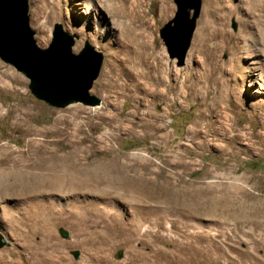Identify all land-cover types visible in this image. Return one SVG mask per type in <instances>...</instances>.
Instances as JSON below:
<instances>
[{
  "label": "rangeland",
  "instance_id": "374dc122",
  "mask_svg": "<svg viewBox=\"0 0 264 264\" xmlns=\"http://www.w3.org/2000/svg\"><path fill=\"white\" fill-rule=\"evenodd\" d=\"M109 1H85L92 9L86 20L73 0H27L37 47L50 44L59 24L73 39V53L87 42L102 55L89 91L99 114L82 104L54 108L35 99L28 80L0 61V235L9 243L0 249V264H127L125 237L142 208L157 217L141 223L145 238L133 247L143 262L132 264L153 261L142 238L159 252L156 264H264V0H201L182 63L158 36L174 17L172 0ZM141 22L152 51L133 70L119 31ZM103 76L109 85L98 93ZM87 120L76 137L74 166L82 168L71 165L66 173L73 130ZM179 156L188 170L173 189L197 199L196 217L167 213L158 195L159 187L178 183L169 166ZM85 175L95 191L63 190L67 180ZM130 186L153 188L154 199L138 203ZM89 205L104 212L97 227L70 214L84 215Z\"/></svg>",
  "mask_w": 264,
  "mask_h": 264
},
{
  "label": "water",
  "instance_id": "95a60500",
  "mask_svg": "<svg viewBox=\"0 0 264 264\" xmlns=\"http://www.w3.org/2000/svg\"><path fill=\"white\" fill-rule=\"evenodd\" d=\"M174 17L158 31L169 56L181 63L189 49L201 9V0H172ZM27 0H0V61L14 68L29 82L31 95L54 108L72 103L97 106L99 100L89 95L101 70L103 57L85 43L73 53L71 36L55 24L50 44L37 47L29 27ZM62 237L67 233L61 231ZM9 243L0 235V249Z\"/></svg>",
  "mask_w": 264,
  "mask_h": 264
},
{
  "label": "bare ground",
  "instance_id": "6f19581e",
  "mask_svg": "<svg viewBox=\"0 0 264 264\" xmlns=\"http://www.w3.org/2000/svg\"><path fill=\"white\" fill-rule=\"evenodd\" d=\"M85 1H89V0H73L72 4L74 7H77L78 9L81 8L79 14L84 16V19L88 20V16L91 12L92 9L88 8L84 3ZM126 1V0H125ZM246 1V0H245ZM111 2V5H112V0L109 1ZM117 2H119V0H117ZM115 3V2H114ZM113 3V5H114ZM124 3V2H123ZM116 4V3H115ZM118 4V3H117ZM248 5L251 4V2L247 3ZM246 4V5H247ZM132 5V4H131ZM130 5V6H131ZM115 6H118V5H115ZM84 7V8H82ZM123 7V6H122ZM118 8V7H117ZM120 8V7H119ZM116 9V8H114ZM121 9V8H120ZM124 11V9H122ZM116 11V10H115ZM114 12V11H113ZM115 15V14H114ZM118 17V16H117ZM138 20V19H137ZM85 21V20H84ZM119 23H115L113 28L114 27H118ZM204 26L206 27V25L204 24ZM130 27V28H129ZM116 29V28H115ZM121 30V29H120ZM149 28L146 27V24L141 22V24L137 27H131V26H124L122 28V31L120 33V42L122 43L121 44V50L125 53V56L127 57V60L128 62H130V64H132V66L130 67L131 69H135V68H140L143 66V62L142 60H146V59H140L142 56H147L149 55V53L152 51V46L149 42ZM119 36V35H118ZM44 43V40H39V44H43ZM101 47V46H100ZM121 51V52H122ZM110 52V51H109ZM108 53V52H107ZM115 55H116V52H113ZM109 54V53H108ZM138 62H137V61ZM107 67L109 69H111V62H107ZM145 65V64H144ZM142 71V70H141ZM139 72V71H138ZM135 73V72H134ZM141 76L144 78V79H150L149 78V74L147 73H144L143 71L140 73ZM137 76V75H136ZM160 76V75H159ZM157 79H160L159 77H157ZM107 80V76H103V78L95 85V91L98 92V93H101L102 90L108 86V81ZM156 82V81H155ZM155 85V84H153ZM78 103H72V104H69L67 105L66 107H71L73 105H77ZM73 109H81L80 106H76L75 108ZM90 109H93L94 111L91 112V113H94V114H99V109H101V106H98V107H91ZM89 120H87V123H82V124H79V127H75V129L73 130V136H75L74 138V141H73V151L71 153V156L69 157V159L67 160V162H70V168H67V170L65 171L66 173H69L71 170H72V166H74V163L79 161V158L77 157V154H75L77 151H78V148H79V142H81L80 139H77V135L80 134L82 131H83V127H87L89 126ZM113 124H117L118 122V119L113 117V118H110V123ZM157 129V128H156ZM160 130V129H159ZM56 131V130H55ZM158 131V129L156 130ZM109 136V135H108ZM111 138H113V136H109ZM108 137V138H109ZM117 161V160H116ZM66 162V163H67ZM171 163V162H170ZM72 165V166H71ZM168 165V164H167ZM76 166H79L80 165H75L74 167ZM82 168V167H80ZM170 169H172L171 172H169V175H171L172 177L173 176H176L177 178V182L179 183H176L173 184V183H168L162 187H159V193L158 195H160V199H162V202L161 204H165L168 206L166 212L168 211L169 213L173 212L174 215L175 213H178L179 215H188L190 217H196L198 216V214L200 213V207H199V202L197 201V199H190L188 200V197L185 195V192H183L182 190H179V191H174L173 187H175V189L181 184L183 183V179L181 178L184 174V171L187 169L186 168V164L185 162H183V156H179V160L178 162H175L174 164L170 165L169 166ZM108 169V168H107ZM178 169H181L180 172H177ZM188 170V169H187ZM161 173H163L161 171ZM117 174V173H116ZM203 174H209L207 172H204ZM86 176V179L85 180H80V181H73V179H69V181L67 180L66 181V185H63V190L66 191V192H72V191H95V187L92 185V179H91V176ZM119 179V178H118ZM140 179V178H139ZM142 180H144L142 178ZM152 181V180H150ZM65 182V180H63L62 182H60L59 184H63ZM118 182V181H117ZM176 182V181H175ZM191 183H193V181H190ZM167 183V182H166ZM187 183V182H186ZM189 183V184H191ZM197 183V182H195ZM133 184V183H132ZM136 183H134L135 185ZM141 185V183H140ZM155 185V184H154ZM192 185V184H191ZM194 185V184H193ZM189 187V185H186V187ZM125 188V187H124ZM181 188V186H180ZM184 188V187H183ZM53 189V188H52ZM128 189V188H127ZM130 189H136L134 187H131L130 186ZM153 188H138L136 189V191L138 192V198H137V201L139 203L140 199L143 198L144 200L145 199H154V196H153V191H152ZM54 190H56V188L54 187ZM121 190V189H119ZM154 190V189H153ZM124 191V190H122ZM127 191V190H125ZM188 191V190H187ZM124 193V192H123ZM126 194V193H125ZM128 196V195H127ZM130 196V195H129ZM149 199V200H150ZM124 200V199H123ZM147 202V201H146ZM186 204V206H185ZM138 208V205L136 206ZM188 208V212L184 211L183 208ZM75 208V207H74ZM77 209V208H76ZM144 209L146 208H142V209H136V220H134L135 222L132 223V225L130 226L131 228L128 230V233H129V237H125L127 238V247L129 249V259L127 260V264H132L133 262H140L141 263L143 262L142 259L140 258L139 254L142 253L141 251H138L136 250L134 247H133V242L135 240L138 239L139 236L141 237H144L145 238V235H140L139 234V231H140V225L141 223L143 222H151L152 218H154V221L156 220V217H157V213H152V211L150 212V210L146 209L144 211ZM214 209V208H213ZM211 209V212H210V215L214 214V210ZM86 214L84 213L81 214V213H77L75 212L74 210L70 212V214L72 215L73 218H78L79 221L81 222H85V223H90L91 226H96L103 221V216H104V212L103 211H100V209H98L97 207H93L92 205H89L87 206V208H84ZM79 212V211H78ZM165 212V213H166ZM167 212V213H168ZM184 213V214H183ZM202 213V212H201ZM99 216H98V215ZM172 214V213H171ZM86 215H87V218H86ZM87 219V220H86ZM161 220V218H160ZM90 226V227H91ZM88 228V226H87ZM75 229V228H74ZM92 229V228H91ZM77 230V229H76ZM93 230V229H92ZM84 231V230H83ZM88 232V231H87ZM90 234L92 232H89ZM88 233V234H89ZM146 233V232H145ZM81 234V233H80ZM87 234V235H88ZM89 234V235H90ZM88 235V236H89ZM103 235V234H102ZM127 235V234H126ZM83 236V235H81ZM101 236V235H99ZM134 237V238H133ZM101 240V243H104L105 245H109V242L108 240H106V238L104 236H101L100 238ZM125 240V239H124ZM141 244L143 246H147L150 251L147 252V254H150L152 253V255L150 256V258H153V261H151V264H156L157 261H158V256H159V252H154L153 248L151 247V245H149L147 242V240H144L143 238L141 239ZM153 243H156L157 241L156 240H153L152 241ZM171 242V241H170ZM78 243V242H77ZM75 244V243H74ZM79 244V243H78ZM189 244V243H188ZM172 245V244H171ZM176 246V245H175ZM190 246V245H189ZM172 247V246H171ZM168 248V247H167ZM170 248V247H169ZM177 248V247H176ZM168 251V250H167ZM166 251V252H167ZM163 252V251H162ZM175 252V251H174ZM188 252V251H186ZM177 254V253H176ZM178 255V254H177ZM185 255V254H184ZM167 256V255H166ZM161 258V256H160ZM167 258V257H166ZM176 258V257H174ZM165 259V258H164ZM173 259V258H172ZM182 259V258H181ZM193 259V258H192ZM183 260V259H182ZM184 261V260H183Z\"/></svg>",
  "mask_w": 264,
  "mask_h": 264
}]
</instances>
